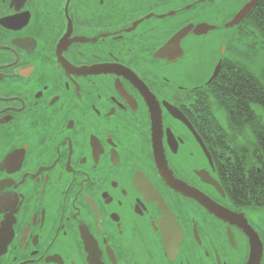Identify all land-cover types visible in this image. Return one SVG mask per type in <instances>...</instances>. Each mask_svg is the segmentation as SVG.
Here are the masks:
<instances>
[{
    "label": "flooded vegetation",
    "instance_id": "obj_1",
    "mask_svg": "<svg viewBox=\"0 0 264 264\" xmlns=\"http://www.w3.org/2000/svg\"><path fill=\"white\" fill-rule=\"evenodd\" d=\"M209 6L0 0V264H89L92 250L104 264H247L245 232L170 186L156 149L264 245V72L233 47L191 54L209 34L191 32L176 61L158 58L182 29L218 19ZM250 15L235 28L258 39ZM244 85L256 96L242 112Z\"/></svg>",
    "mask_w": 264,
    "mask_h": 264
},
{
    "label": "water",
    "instance_id": "obj_2",
    "mask_svg": "<svg viewBox=\"0 0 264 264\" xmlns=\"http://www.w3.org/2000/svg\"><path fill=\"white\" fill-rule=\"evenodd\" d=\"M262 0H252L249 2L229 23H226L225 29H233L236 26L243 23L247 17L251 14L253 9L261 2ZM217 27L209 24H200L198 26H188L181 31H179L159 52L158 58L168 59L169 61H176L180 59L184 55V51L181 48V42L184 38H186L191 32H193L196 36H206L213 31H216ZM220 65L216 68L215 73L212 77L214 80L219 73ZM142 86L146 87L144 83H141ZM140 84V85H141ZM143 90V87H142ZM151 104V103H150ZM181 118V117H180ZM159 125V123H158ZM159 131L161 134V125H159ZM155 135H157V124H154ZM159 145H161V141H158ZM155 144L157 141L155 139ZM156 158L158 165L161 169V173L164 177V180L172 186L176 191L181 192L187 197L194 198L198 202H200L204 207H206L212 214L216 215L218 218L238 225L248 236L251 245V253L247 264H262L264 258V245L256 231L248 224L247 220L242 216H238L231 211L224 209L217 205L214 201H212L207 196L198 192L195 189L188 187L182 181L175 179L171 172L167 169V164L163 155V152L156 149ZM204 178V177H203ZM204 179L207 183H212L216 185L214 180L209 177ZM217 186V185H216ZM239 220V224L236 221ZM242 221V222H241ZM89 264H104L101 262V257L98 251L92 250L90 251Z\"/></svg>",
    "mask_w": 264,
    "mask_h": 264
},
{
    "label": "rangeland",
    "instance_id": "obj_3",
    "mask_svg": "<svg viewBox=\"0 0 264 264\" xmlns=\"http://www.w3.org/2000/svg\"><path fill=\"white\" fill-rule=\"evenodd\" d=\"M246 0H216L215 8L209 6V9H214L215 16L218 18L216 20H212L211 18L208 20L209 25H222L223 23L227 22L239 9V7L245 2ZM234 28V29H219L216 31L211 32L208 36L204 38V44L206 49L200 53H191L200 57L204 53L205 59H211L215 53L220 52L221 48H227V51L230 47H233L239 51L241 55L248 54L253 56L254 64L253 65L250 60H244V55L241 57V62L244 66L248 67L250 70L255 71L260 75L264 72V39L259 37L258 39H249L248 37H244V33H250V28ZM240 31L244 34L242 35ZM253 44L254 48H248V45ZM260 217L264 219V208L259 209ZM264 264V258L263 262Z\"/></svg>",
    "mask_w": 264,
    "mask_h": 264
},
{
    "label": "trees",
    "instance_id": "obj_4",
    "mask_svg": "<svg viewBox=\"0 0 264 264\" xmlns=\"http://www.w3.org/2000/svg\"><path fill=\"white\" fill-rule=\"evenodd\" d=\"M248 27H251L254 29L260 37L264 39V1L260 3V5L252 12L248 19V24H245ZM234 84L236 83L235 81L233 82ZM244 84V83H243ZM263 84V85H262ZM244 89H237L236 91H239L240 94V106H241V111H247L248 109L247 104L249 101L252 100V98H255L256 93L249 89H246L245 85L243 87ZM259 92H258V103L262 106H264V83L260 82L259 83ZM263 91V92H262ZM217 96L215 97L217 102L222 103L223 102V93L219 91L216 92ZM231 107L235 108V103H229ZM244 129V128H243ZM257 207L264 208V202H261L256 205Z\"/></svg>",
    "mask_w": 264,
    "mask_h": 264
}]
</instances>
